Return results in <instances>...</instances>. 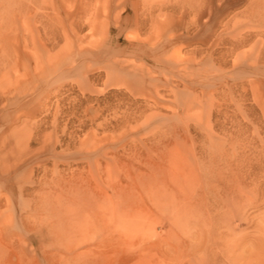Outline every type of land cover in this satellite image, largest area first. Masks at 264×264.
<instances>
[{
    "label": "rangeland",
    "instance_id": "374dc122",
    "mask_svg": "<svg viewBox=\"0 0 264 264\" xmlns=\"http://www.w3.org/2000/svg\"><path fill=\"white\" fill-rule=\"evenodd\" d=\"M0 264H264V0H0Z\"/></svg>",
    "mask_w": 264,
    "mask_h": 264
}]
</instances>
